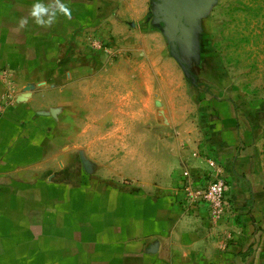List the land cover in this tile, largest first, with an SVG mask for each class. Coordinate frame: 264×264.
<instances>
[{"label":"crops","instance_id":"crops-1","mask_svg":"<svg viewBox=\"0 0 264 264\" xmlns=\"http://www.w3.org/2000/svg\"><path fill=\"white\" fill-rule=\"evenodd\" d=\"M34 2L0 0V264L263 263L246 186L231 185L233 241L221 243L203 209L182 206L177 185H120L118 171L77 149L75 126L104 76L89 39H105L119 23L117 3L64 0L71 19L58 15L43 28L29 17ZM232 128L221 117L210 134L222 162L232 155Z\"/></svg>","mask_w":264,"mask_h":264},{"label":"rangeland","instance_id":"rangeland-1","mask_svg":"<svg viewBox=\"0 0 264 264\" xmlns=\"http://www.w3.org/2000/svg\"><path fill=\"white\" fill-rule=\"evenodd\" d=\"M113 1L119 23L105 39H89L103 54L104 76L85 122L75 126L83 134L77 149L96 167L118 171L120 185H177L180 192L185 168L198 185L222 181L227 190L216 212L203 201L187 205L181 194L188 212L203 209L221 243L233 241L231 185L246 186L240 192L264 264V0H209L176 43L160 0ZM221 117L233 127L224 162L209 148Z\"/></svg>","mask_w":264,"mask_h":264},{"label":"water","instance_id":"water-1","mask_svg":"<svg viewBox=\"0 0 264 264\" xmlns=\"http://www.w3.org/2000/svg\"><path fill=\"white\" fill-rule=\"evenodd\" d=\"M209 0H160L163 6L162 19L174 27L173 42L176 36L183 33L191 34L193 21ZM179 59V58H178Z\"/></svg>","mask_w":264,"mask_h":264},{"label":"built area","instance_id":"built-area-1","mask_svg":"<svg viewBox=\"0 0 264 264\" xmlns=\"http://www.w3.org/2000/svg\"><path fill=\"white\" fill-rule=\"evenodd\" d=\"M179 188L187 205L193 206L198 204L199 201H203L210 206L213 212H216V209L220 207L227 190L222 181L209 185H198L196 178L189 173L188 168L184 169Z\"/></svg>","mask_w":264,"mask_h":264},{"label":"clouds","instance_id":"clouds-1","mask_svg":"<svg viewBox=\"0 0 264 264\" xmlns=\"http://www.w3.org/2000/svg\"><path fill=\"white\" fill-rule=\"evenodd\" d=\"M58 15L71 19V9L64 0H50L47 4L41 0H35L29 12V17L35 24L43 28L51 27ZM29 17H22L18 22V27L24 28L28 24Z\"/></svg>","mask_w":264,"mask_h":264}]
</instances>
